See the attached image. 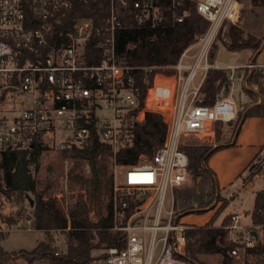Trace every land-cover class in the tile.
Masks as SVG:
<instances>
[{
	"label": "built area",
	"instance_id": "built-area-1",
	"mask_svg": "<svg viewBox=\"0 0 264 264\" xmlns=\"http://www.w3.org/2000/svg\"><path fill=\"white\" fill-rule=\"evenodd\" d=\"M77 1L107 7L100 26L72 17ZM195 1L197 12L208 21L207 29L195 38L191 60L185 61L187 48L167 75L157 72L159 67L127 65L117 53L118 33L129 27L153 30L160 23L157 0H0V99L14 94L8 98L10 109L0 111V155L26 152L33 177L37 170L30 155L35 147L60 155L61 182L51 197L67 219L65 231L71 207V153L94 143L110 150L109 230L122 235V245L105 249L103 257L89 264H187L184 232L193 227L178 225L182 211L177 204L193 201L199 193L190 185L188 158L180 147L186 140L211 144L217 127L235 117L234 102L222 99L226 84L210 104L203 103L200 89L209 69L229 71L230 85L231 71L244 69L248 73L244 87L257 72L256 101L249 109H264V65L209 62L223 24L238 27L242 1ZM181 4L182 0L171 2L172 23H182L189 15L179 10ZM147 113L159 114L166 124L163 146L150 158L140 155L135 164H118L116 154L133 146L134 127L145 121ZM260 163L264 167V158ZM14 208L0 200V215H12L24 230L31 229L34 216L21 217ZM246 216L232 213L228 224L213 227L224 232L226 242L233 246L228 254L238 264H264V224H253L249 215V221L242 223ZM10 230L1 227L0 233ZM58 243L55 236L49 243L56 255L62 252ZM257 251L262 253L260 259Z\"/></svg>",
	"mask_w": 264,
	"mask_h": 264
},
{
	"label": "trees",
	"instance_id": "trees-1",
	"mask_svg": "<svg viewBox=\"0 0 264 264\" xmlns=\"http://www.w3.org/2000/svg\"><path fill=\"white\" fill-rule=\"evenodd\" d=\"M161 12L160 23L153 30H136L128 28L117 34V48L119 60L127 65L170 67L177 63L181 53L187 49L198 35L205 32L208 21L196 10L195 0H182L180 11L186 10L189 15L182 23H172L171 2L172 0H157ZM252 6L259 4L264 7V0H250ZM107 7L100 8L98 2L84 4L76 2V8L72 11L73 18H86L94 22L96 27L100 26L107 14ZM244 11L241 7L240 18ZM217 41L230 52L250 50L256 53L262 44V39L253 35L243 37L240 28L225 22ZM212 61V55L209 57ZM156 71H153V75ZM169 73V72H168ZM168 75V74H167ZM229 71L209 69L205 81L200 89L203 103L210 104L221 86H230L228 80ZM248 73L245 72L246 78ZM259 74L253 72L247 82H257ZM144 94V86L141 84V98ZM242 114L237 115L234 128L238 125ZM247 117H263L264 109L254 107L245 113ZM233 120L228 122L231 124ZM220 127H217L215 139L219 135ZM166 133V124L161 116L156 113H147L145 121L134 127L135 142L132 147L119 151L116 161L120 165H131L138 161L140 155L148 158L163 146ZM223 146L213 148L208 145H193L185 143L180 147L188 158L187 173L190 185L197 186L196 179L201 178L198 184L202 192L195 202L180 200L179 205L182 212H202L211 206L215 200L216 184L210 172L205 169L209 157ZM43 149L35 147L30 155V161L35 163L36 170L39 167V157ZM67 156L66 153L62 154ZM108 147L94 143L85 149H77L71 153L75 160L72 169V183L78 193L69 209V230L67 219L64 216L60 204L48 195L51 188L49 180L40 181L33 177L28 170L29 161L27 153L21 150L5 152L0 155V200L14 206L25 205L24 214H31L35 221L31 228L42 231L47 236V241L39 242L31 251L20 250L18 252H6L0 247V264H9L14 260L22 259L26 264H89L96 257H103L104 250L122 245V235L109 230L111 226V191L112 178L108 175ZM260 164V159L256 160ZM84 164L88 175L84 176L79 167ZM78 170L79 173L74 171ZM246 174L252 175L248 171ZM29 196L33 200V207H29L26 199ZM109 200L105 203V197ZM218 203L213 216L217 217L227 206L225 199L219 195ZM104 211V213H103ZM18 209L17 214H19ZM26 214V215H27ZM223 225L229 223V215L223 220ZM251 221L255 225L264 224V189L257 192L251 214ZM12 215H0V227L12 228L18 223ZM16 224V225H15ZM60 231L65 235V249L55 254L49 243L53 240V232ZM186 238L184 259L186 261L198 262V257L219 254L220 264H238L229 256L228 251L233 246L226 242L224 232L214 228L212 224L203 227H195L184 232ZM100 251L94 254L95 251ZM261 251H257V257H261Z\"/></svg>",
	"mask_w": 264,
	"mask_h": 264
},
{
	"label": "rangeland",
	"instance_id": "rangeland-1",
	"mask_svg": "<svg viewBox=\"0 0 264 264\" xmlns=\"http://www.w3.org/2000/svg\"><path fill=\"white\" fill-rule=\"evenodd\" d=\"M242 10L244 13L240 19V23L237 28H240L243 32V37L247 35H253L259 39H262L261 48L254 53L250 50H241L238 52H230L224 49L220 42L217 41V34L215 42L210 50L212 55V61L217 66L238 65L243 66L250 62L255 64L264 65V7L256 4L251 5L250 0H241ZM234 26V25H233ZM186 62H189L190 56L195 52L193 43L188 47ZM210 62V61H209ZM211 63V62H210ZM154 71V70H153ZM160 73L171 74L170 67H163L156 70ZM169 72V73H168ZM232 73V82L230 88L227 89L222 99H230L234 102L235 117L231 124L223 123L219 130L217 139L209 144L213 148L218 147L220 144H228L235 137V143L233 145H224L221 150L214 152L206 164L205 169L212 175L216 187L219 190V195L226 201V207L223 211L214 217L216 209L220 206L219 203L210 210L209 206L206 211L195 212L185 211L179 214L178 225L185 227H203L212 224L213 226L223 225V219L232 213L246 214L247 216L242 219V223L251 221V214L254 205V198L257 192L264 189V167L257 163V159L264 158V118L263 117H247L243 118V114L247 112L250 105H253L256 101V89L255 82H247L248 87L243 86L244 69L238 68ZM2 96V95H1ZM14 94L8 93L6 97L0 99V111L4 108L10 109L8 98H13ZM247 109V110H246ZM246 110V111H245ZM241 113L238 129L234 128L237 115ZM186 143L196 145L193 140H186ZM208 146V145H206ZM108 162V175L113 171ZM39 167L35 178L40 181L49 180L51 188L48 191V195L51 196L52 189L61 182L62 169L60 164V155H57L53 151H45L39 157ZM75 164V160L71 163V169L69 174V192L70 203L73 204L75 196L78 193L76 187L72 183V169ZM252 166V169L249 168ZM84 176L88 175L86 165L82 164L79 169ZM78 170L74 171L79 173ZM252 173L247 175L246 172ZM112 176V175H111ZM201 182V178L196 179L197 186L195 187L199 195L202 192L201 187L198 184ZM198 195V197H199ZM197 197V198H198ZM194 198L193 201L197 199ZM109 200V197H105V203ZM180 201V200H179ZM14 206V205H13ZM180 208L179 202L177 204ZM17 213L20 209L19 215L25 216V205L14 206ZM104 213V211H103ZM20 217V218H21ZM18 224L11 228L10 232L0 233V247L9 253L18 252L20 250L31 251L36 245L41 242L47 241V236L42 232L34 229L24 230L23 224ZM19 225V226H18ZM17 226L19 227L18 229ZM1 229V227H0ZM58 239V246L63 251L65 249L64 235L53 234ZM100 251H95L94 254H98ZM221 256L219 254L206 255L198 257V262L187 261V264H220ZM9 264H26L22 259H17ZM44 264V263H36Z\"/></svg>",
	"mask_w": 264,
	"mask_h": 264
},
{
	"label": "water",
	"instance_id": "water-1",
	"mask_svg": "<svg viewBox=\"0 0 264 264\" xmlns=\"http://www.w3.org/2000/svg\"><path fill=\"white\" fill-rule=\"evenodd\" d=\"M245 113H246V112H245ZM245 113L243 114V118H242V119L245 118ZM18 145H19V144H18ZM251 169H252V166L249 168V170H251ZM218 198H219V190H218V188L216 187V195H215V200H214V202H213V205L211 206V208H208V209H206V210L213 209V208L217 205V203H218ZM26 199H27V201H28V203H29V207L32 208V207H33V200H32L29 196H26ZM206 210H204V211H206Z\"/></svg>",
	"mask_w": 264,
	"mask_h": 264
},
{
	"label": "crops",
	"instance_id": "crops-1",
	"mask_svg": "<svg viewBox=\"0 0 264 264\" xmlns=\"http://www.w3.org/2000/svg\"><path fill=\"white\" fill-rule=\"evenodd\" d=\"M247 110V109H246ZM245 110V111H246ZM248 111V110H247ZM237 135H235L234 137H233V139H232V141H230V143H228V144H220L219 146H223L224 147V145H226V146H228V145H233L234 143H235V137H236Z\"/></svg>",
	"mask_w": 264,
	"mask_h": 264
}]
</instances>
